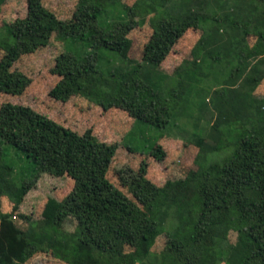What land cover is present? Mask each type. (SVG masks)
I'll return each instance as SVG.
<instances>
[{"label": "trees", "instance_id": "16d2710c", "mask_svg": "<svg viewBox=\"0 0 264 264\" xmlns=\"http://www.w3.org/2000/svg\"><path fill=\"white\" fill-rule=\"evenodd\" d=\"M150 2L155 7L160 3ZM255 2L252 13L240 20L221 13L216 0H180V9L169 5L151 20L153 32L142 59H135L129 55L128 34L143 11L141 0L131 5L121 0H79L69 20L59 19L42 0H27L26 14L4 22L0 29L4 50L0 92L19 95L28 88L32 79L15 63L22 54L46 46L56 34L67 48L53 68L60 76L50 91L53 98L92 96L102 105L127 111L135 124L163 127L176 114L186 115L185 105L178 108L182 102L198 105L193 102L194 80L208 77H203L201 67L214 58L206 50L209 34L216 29L235 31L233 46L240 68L250 69L252 85L264 80V0ZM191 28L202 33L191 58L172 73L164 72L169 90L144 81L146 69L162 64ZM208 111L201 107L203 114L190 117L195 133L187 142L199 147L196 169L175 178L168 172L160 184L151 181L148 166L155 172L165 161L155 144L147 152L148 163L142 162L136 177L122 179L121 186L108 176L118 143L102 141L91 129L79 133L29 105L4 102L0 106V210L2 197L8 196L15 212L0 211V264H26L42 252L70 264H139L142 259L146 264H264V112L236 138L225 132L219 144L209 148L200 125ZM4 143L6 152L12 149L14 157L21 154L26 161L18 181L16 169L1 162ZM45 172L69 176L74 187L55 204L52 200L44 218H31L18 210ZM126 172L120 170V175ZM17 217L34 227L25 231L15 222ZM69 217L77 224L72 238L65 241L59 232ZM235 225L240 234L230 242L226 233ZM39 229L43 232L35 235ZM160 235L166 240L156 252L151 247Z\"/></svg>", "mask_w": 264, "mask_h": 264}, {"label": "rangeland", "instance_id": "374dc122", "mask_svg": "<svg viewBox=\"0 0 264 264\" xmlns=\"http://www.w3.org/2000/svg\"><path fill=\"white\" fill-rule=\"evenodd\" d=\"M121 1L129 5L138 2V0ZM150 1L141 0L140 9L143 11L138 14L137 24L128 34L132 39L129 55L135 59H142L145 44L153 32L151 20L157 18L159 13L164 14L169 5L180 9L178 3L180 0H159L158 7H155ZM216 1L221 13L237 20L249 16L256 7V0ZM78 2L79 0H42L44 6L62 20L72 18ZM26 12L27 0H5L0 12V29L4 22H11L23 17ZM240 12H242V16L239 15ZM201 33V30L189 29L179 39L162 64L152 67L149 72L146 69L142 74L143 80L153 84H163V91L169 90L164 72L172 73L185 59L191 58V50ZM209 37L210 45L206 52L209 56H214V58H210L214 64L209 62L211 60L207 61L201 68L203 77H208L206 79L197 77L194 80L196 90L193 102L198 105L193 103L187 106L182 102L178 108L185 105L183 111L186 115L176 114L163 127L142 122L135 124L134 118L127 111L119 107L102 105L92 96L77 94L67 99L53 98L50 91L60 80V76L53 72V68L56 65L57 57L67 48L57 39L56 34L52 36L46 46L20 56L15 66L25 72L32 82L19 95L0 92V106L7 101L29 105L79 133L91 129L102 141L118 143V154L113 159L108 176L111 181L121 186H123L122 179H125L127 175L136 177L139 174L142 162L148 163L146 157L150 155L147 152L156 144L160 147L165 161L155 172H151L148 166L147 177L160 184L165 181L168 172H173L171 177L175 178L184 176L190 170L197 168L195 159L199 147L188 145L187 141L191 140L195 133V121L190 117L196 118L201 107L204 108V111L209 109L200 124L205 129L204 144L209 148L218 145L225 132H229L230 139L236 138L243 127H249L252 124L259 112H264V80L260 85H252L249 80V77L252 76L250 69L240 68L238 53L233 46L236 39L235 31L216 29L209 34ZM254 41L255 38L251 37L250 42ZM72 46L78 49L83 48V45L79 43L77 45L73 43ZM3 54L4 50L0 48V58ZM108 56L115 60L113 55ZM215 56L218 58L216 59ZM197 93L203 98L200 99ZM192 112L196 113L193 115ZM199 114H203V112H199ZM124 144L130 145L140 152H131ZM2 146L4 155L1 162L8 163L16 169L14 174H17L16 181H18L22 177L21 170L24 169V166L26 167V161L21 154L20 157H14L12 149L6 152L8 146L6 143ZM230 148L223 153H227ZM120 170L127 172L125 175H120ZM73 187L74 180L67 175L42 173L34 187L25 196L18 211L31 215V218L32 215L37 219L44 218L46 211L52 206V200L55 201L54 204L56 201H60ZM126 189L129 192L128 188ZM2 201L0 211L15 212L13 211V201L8 196H3ZM47 207L49 208L47 209ZM17 218L19 219L15 220ZM17 218L14 219L15 222L25 231L34 227L20 217ZM39 224L41 225L38 227L42 228L44 223ZM76 224L73 217L67 218L59 232V237L69 241L74 234ZM42 232L43 229H39L35 235L40 236ZM239 234L240 227L235 225L227 231L226 238L230 242H236ZM165 240V235H160L151 248L156 252L161 251ZM146 261L142 259L138 263L146 264ZM26 264L70 263L63 259L53 258L51 253L42 252L33 256ZM221 264H227V262Z\"/></svg>", "mask_w": 264, "mask_h": 264}, {"label": "crops", "instance_id": "0c3cea01", "mask_svg": "<svg viewBox=\"0 0 264 264\" xmlns=\"http://www.w3.org/2000/svg\"><path fill=\"white\" fill-rule=\"evenodd\" d=\"M240 16H242V12H240V14H239ZM244 18V17H243Z\"/></svg>", "mask_w": 264, "mask_h": 264}]
</instances>
